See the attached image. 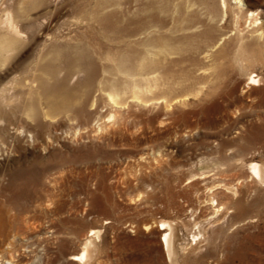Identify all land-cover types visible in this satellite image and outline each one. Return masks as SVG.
<instances>
[{
  "label": "rangeland",
  "instance_id": "374dc122",
  "mask_svg": "<svg viewBox=\"0 0 264 264\" xmlns=\"http://www.w3.org/2000/svg\"><path fill=\"white\" fill-rule=\"evenodd\" d=\"M221 1L0 0V264H174L162 221L178 264L264 256V17Z\"/></svg>",
  "mask_w": 264,
  "mask_h": 264
},
{
  "label": "bare ground",
  "instance_id": "6f19581e",
  "mask_svg": "<svg viewBox=\"0 0 264 264\" xmlns=\"http://www.w3.org/2000/svg\"><path fill=\"white\" fill-rule=\"evenodd\" d=\"M235 1L237 3V6H238L237 7L238 10L236 12V17H235L236 24H240L241 19H245V22L249 21L250 25L253 26V25H256L257 23H259L258 19H260L261 17H264V11L262 9L261 10H258V9L254 10V9H251L250 7H248L251 5L252 0H246V2H245V0H235ZM221 4H222L223 12H226V9H227L226 8V4H227L226 0H222ZM21 34L22 33L18 27V23L15 20V17L13 16L11 11H6L5 15L0 16V64L4 60H6L8 58V56L11 55L10 54L11 51L13 52L14 48H16V44L18 43L19 40H21L20 39L22 37ZM109 97H110V101L113 104L119 103L118 93L117 94L116 93H110ZM5 100H6V98H5ZM7 104H8V102H7ZM249 167L251 168V170H254L259 176H262L264 178V169L261 168L258 163H252L251 166H249ZM218 206H219V204H217V207ZM159 226H160V228L164 227V229H165V232L163 233L162 240L164 242L166 255H168V257L172 263L178 264L177 253L179 252V250L177 248L179 247L178 246V244H179L178 240L180 239V236L177 232V229H176V227H174L175 225H172L168 221H162ZM203 230L200 229V231L198 232L199 234L203 235V238H199L198 241L196 240L195 246H192L190 249H186V250L194 252V250L199 249L202 246L201 243L206 241V239H207L206 238L207 236H205V232ZM254 245L253 246L252 245L251 246H245V244L244 245L240 244L239 246H237V248L233 254V257L231 258L233 260V262L237 261L240 263H248V261H252L254 264H264V256H260V253L263 251L260 250L259 248L255 247ZM182 249H183L182 252L184 253L185 248H182ZM249 251H252L255 258H252L250 256L251 252H249ZM86 255H87V250L85 248L80 254L75 255L71 259L73 261L85 259ZM201 256H203V255H201Z\"/></svg>",
  "mask_w": 264,
  "mask_h": 264
}]
</instances>
